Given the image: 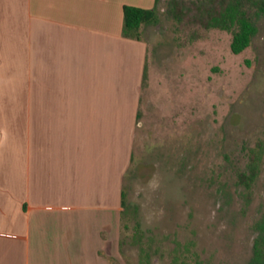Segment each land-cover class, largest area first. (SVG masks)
<instances>
[{
  "label": "crops",
  "instance_id": "1",
  "mask_svg": "<svg viewBox=\"0 0 264 264\" xmlns=\"http://www.w3.org/2000/svg\"><path fill=\"white\" fill-rule=\"evenodd\" d=\"M157 3L0 0V264H125L146 45L122 9Z\"/></svg>",
  "mask_w": 264,
  "mask_h": 264
},
{
  "label": "rangeland",
  "instance_id": "2",
  "mask_svg": "<svg viewBox=\"0 0 264 264\" xmlns=\"http://www.w3.org/2000/svg\"><path fill=\"white\" fill-rule=\"evenodd\" d=\"M169 1L158 0V22L140 30L146 67L122 182L120 259L247 264L264 209V157L249 198L236 170L246 147L264 139V17L233 54L224 30L190 40Z\"/></svg>",
  "mask_w": 264,
  "mask_h": 264
},
{
  "label": "trees",
  "instance_id": "3",
  "mask_svg": "<svg viewBox=\"0 0 264 264\" xmlns=\"http://www.w3.org/2000/svg\"><path fill=\"white\" fill-rule=\"evenodd\" d=\"M122 10V33L126 37L141 39V27L158 22L156 5L152 8L124 5ZM167 14L190 40L201 38L213 28L230 32V50L233 54H239L250 45L257 32L255 17H264V0H170ZM244 156L243 168L236 170V184L247 190L249 198L262 170L264 139L246 147ZM125 195L122 189L121 219L126 211ZM254 227L258 234L254 238L252 255L247 264H264V209ZM172 263L179 264L177 257L173 258ZM194 264L205 263L195 261Z\"/></svg>",
  "mask_w": 264,
  "mask_h": 264
}]
</instances>
